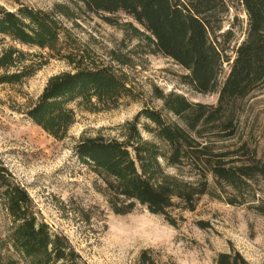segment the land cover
<instances>
[{"label": "trees", "instance_id": "obj_1", "mask_svg": "<svg viewBox=\"0 0 264 264\" xmlns=\"http://www.w3.org/2000/svg\"><path fill=\"white\" fill-rule=\"evenodd\" d=\"M236 6L247 17L241 41L233 26L224 28ZM120 12L141 27L128 23L135 38L185 70L184 84L219 97L209 105L156 88L162 110L145 107L115 137L81 135L77 159L100 181L112 212L125 216L143 208L178 228L184 213L210 196L247 205L264 217V193L258 189L264 154L238 138L243 102L264 87V0H77L75 7L57 4L51 10L0 6V86L23 85L50 59L67 63L72 70L50 77L24 111L58 141L68 137L79 113L119 108L133 96L127 73L97 62L68 23L78 27L83 14H92L114 24L111 16ZM111 57L129 64L125 56L113 52ZM0 210L11 221L8 244L24 264H85L66 236L38 219L28 191L1 159ZM139 262L158 264L150 250ZM214 264L251 263L231 249L219 253Z\"/></svg>", "mask_w": 264, "mask_h": 264}, {"label": "rangeland", "instance_id": "obj_2", "mask_svg": "<svg viewBox=\"0 0 264 264\" xmlns=\"http://www.w3.org/2000/svg\"><path fill=\"white\" fill-rule=\"evenodd\" d=\"M76 1L0 0V6L9 10L21 5L51 10L57 4L75 7ZM111 17L114 24L83 14L78 27L71 22L68 26L80 44L95 53L97 62L112 64L127 73L133 96L114 110L79 113L68 137L58 141L24 114L50 77L72 70L67 63L50 59L23 85L0 86V159L28 191L38 219L66 236L85 264H140L144 250H150L158 264H214L219 253L231 249L251 264H264V217L247 205L233 206L204 196L194 212L184 213L185 221L178 228L143 208L125 216L116 215L98 189V178L79 163L75 147L82 134L115 137L120 127L145 107L162 110L156 88L164 94L184 95L191 102H218L217 93L195 92L182 80L184 69L152 53L145 42L135 38L128 23L141 27L132 17L123 12ZM246 23L243 8L236 6L226 17L224 28L233 26L241 41ZM113 52L127 57L129 64L122 66L112 60ZM164 115L174 120L166 112ZM144 136L150 138L146 133ZM238 138L264 154V87L243 102ZM169 172L176 173L175 169ZM258 187L263 195L264 182ZM200 222L207 228L202 229ZM10 226L9 216L0 210V264H24L8 244Z\"/></svg>", "mask_w": 264, "mask_h": 264}]
</instances>
